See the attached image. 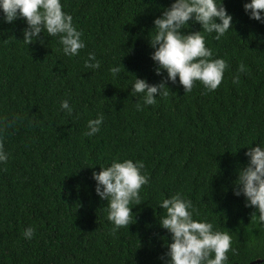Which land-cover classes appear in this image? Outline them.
Returning <instances> with one entry per match:
<instances>
[{
	"label": "trees",
	"instance_id": "obj_1",
	"mask_svg": "<svg viewBox=\"0 0 264 264\" xmlns=\"http://www.w3.org/2000/svg\"><path fill=\"white\" fill-rule=\"evenodd\" d=\"M61 2L85 41L79 57L63 56L58 40L43 34V43L27 45L23 20H0V145L9 154L0 163V264H162L170 237L158 225L156 202L176 192L231 234L230 264L263 259L264 226L233 195L231 181L246 144L264 139V24L248 18L244 0H224L232 29L220 40L205 38L230 65L220 86L205 93L197 83L184 93L169 82L167 97L137 111L129 86L134 75L161 80L147 34L171 0ZM89 51L99 69L83 67ZM241 62L247 72L234 85ZM117 63L122 72L114 78L109 68ZM63 99L72 116L60 109ZM98 113L100 132L84 135ZM117 156L143 161L150 182L132 208L133 223L113 235L92 172ZM28 226L31 240L22 235Z\"/></svg>",
	"mask_w": 264,
	"mask_h": 264
},
{
	"label": "clouds",
	"instance_id": "obj_2",
	"mask_svg": "<svg viewBox=\"0 0 264 264\" xmlns=\"http://www.w3.org/2000/svg\"><path fill=\"white\" fill-rule=\"evenodd\" d=\"M242 6L249 19L264 24V0H244ZM0 20L9 24L23 20L22 41L27 45L33 41L43 43L41 34L56 38L58 51L68 58L79 57L86 46L82 32L74 25L71 14L63 10L61 0H0ZM152 24L147 34L152 49L149 55L153 71L161 80L150 83L134 75L129 90L133 97L139 96L134 104L137 111L156 104L158 96L167 97L169 82L178 83L184 93H190L197 83L205 93L220 86L230 65L224 58L214 57L205 38L214 34L213 39L220 40L232 29L233 16L227 11L224 0H171L168 6L161 7ZM193 24H199L200 30L188 31ZM100 66L96 54L89 51L83 67L96 70ZM109 72L114 78L119 77L120 63L111 66ZM246 72L241 62L231 75L232 83L238 85L240 74ZM59 107L72 116L73 107L68 99L61 100ZM103 122L102 113L89 118L84 135L92 137L99 133ZM246 145V160L235 168L232 192L244 198L245 207L253 208L256 222L264 226V139ZM8 159L9 154L0 145V163H7ZM143 169V161L117 156L106 165H100L98 172H92L94 191L107 202L106 218L112 225L113 235L133 223L132 208L141 203V188L150 182ZM216 173L217 170L213 175ZM157 206L161 210L158 225L166 229L170 237L165 241V251L158 257L162 264H230L231 234L201 217L191 199L176 192L158 200ZM22 235L31 240L35 235L34 227H26Z\"/></svg>",
	"mask_w": 264,
	"mask_h": 264
},
{
	"label": "water",
	"instance_id": "obj_3",
	"mask_svg": "<svg viewBox=\"0 0 264 264\" xmlns=\"http://www.w3.org/2000/svg\"><path fill=\"white\" fill-rule=\"evenodd\" d=\"M264 261V258L263 259H256L255 261L249 263V264H258V263H262Z\"/></svg>",
	"mask_w": 264,
	"mask_h": 264
}]
</instances>
